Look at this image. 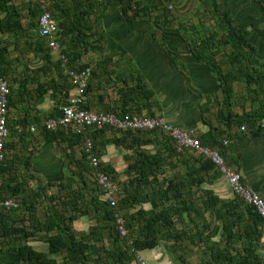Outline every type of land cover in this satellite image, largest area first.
<instances>
[{
  "label": "trees",
  "instance_id": "16d2710c",
  "mask_svg": "<svg viewBox=\"0 0 264 264\" xmlns=\"http://www.w3.org/2000/svg\"><path fill=\"white\" fill-rule=\"evenodd\" d=\"M11 1L0 0V11H6L9 15L4 22L7 26L0 22V31L16 34L18 29L32 28L31 24L24 27L17 19L21 15L18 14V8L7 5ZM108 1L49 0V12L58 25L57 41L61 54L67 59L65 67L68 70L80 72L88 67L82 60L93 50L89 40L100 34L96 33L99 20L91 17L104 11V7L108 8ZM118 1L124 13L132 12L147 21L153 16L150 13L156 11L157 8L154 7L165 6L168 0L142 3L134 0ZM200 4L203 13L214 21V25L208 33L199 30L196 25L195 28L192 27L191 33L204 34L190 40V48L186 54L188 59L204 64L215 73L225 83L222 87L227 95H234L233 87L228 85V81L244 83L240 85L237 95L240 98L242 94L250 101L252 112H249V122L256 119V115L257 119L264 120V57L259 54L257 41L249 38V28L237 22L216 0H202ZM168 10L169 8L164 11L165 18ZM40 14V7L33 5L29 17H38ZM156 23L160 25L157 21ZM35 44L44 57V73H47L48 66L53 65L58 77L63 79L60 86L56 87L52 83L51 86H44L42 92L44 94L51 89L53 97L55 90H58V99L65 105L69 100L71 84L64 73L62 62L56 60L53 63V52L41 37ZM6 50L7 47L0 50V72L4 78L5 65L10 66L8 62H2ZM171 57L175 60L179 58V54L171 52ZM137 82L132 87H128L126 83L127 94L130 93L132 101H140L141 111L145 109L147 116L152 117L153 114L149 112L152 105L151 94L142 79ZM9 89L8 107H12L19 94L11 86ZM89 91L88 83L86 96ZM127 94H122L126 100L122 107H132L131 100L126 98ZM81 107L89 111L85 103ZM139 110L137 108L132 112L123 108L120 111L109 109L104 113H113L118 118L125 119L132 115L142 116ZM260 123L258 129H264ZM7 127L9 137L5 143V160L0 167V176H4L10 168L6 159L8 149L13 150L14 158H19L18 155H23L28 150V147H15V144L18 145L15 142L22 140L25 132H19L17 127L14 129L8 125V119ZM106 131H113L116 135L108 143L132 152L127 159L125 174L128 179L122 186L117 184L115 207L105 201L103 190L98 184L101 174L107 175L115 183L117 180L114 170L99 158L100 144L97 140ZM43 133L46 140L65 144L64 159L69 175L56 186L48 184L36 191H27L23 184L20 190V186L11 185L3 178L0 200L7 199V196H17L20 203L17 208L10 210L0 208V264H132L134 256L128 245L129 239H132L134 249L139 251L155 249L161 244L167 245L172 253L177 249L190 251L195 248L200 264H264L258 252L264 221L236 194L234 200L224 201L217 198L210 189L202 187L219 175L223 176L219 168L210 159L201 154L195 155L192 150L182 149L186 152H179L176 142L168 134L160 133V138L167 147H155L154 152H150L139 148V145L151 143L141 139V136L150 135L157 140L158 131L117 130L105 126L84 135L67 129L54 132L44 129ZM197 138L201 145L217 151L218 147H222V139L225 137L220 130L213 128ZM87 139L92 143L89 152L86 151ZM74 147H80L81 151L76 152ZM217 152L222 156L221 149ZM89 155L99 160L97 167L89 164ZM176 161L186 165L182 176L166 178V168ZM38 200H45L44 212L37 211ZM145 204H149L150 208L145 209ZM22 209L26 216H20L23 214ZM209 212L215 214L216 221ZM117 215L123 217L128 231L126 238L120 236ZM83 218L88 219L91 225L85 231L77 230L75 224ZM220 229L218 241H213L212 237ZM34 243L45 244V249H37ZM176 257L184 262L180 255Z\"/></svg>",
  "mask_w": 264,
  "mask_h": 264
},
{
  "label": "crops",
  "instance_id": "0c3cea01",
  "mask_svg": "<svg viewBox=\"0 0 264 264\" xmlns=\"http://www.w3.org/2000/svg\"><path fill=\"white\" fill-rule=\"evenodd\" d=\"M134 1L142 3L149 0ZM200 1L202 0H168L165 6L154 7L158 11L153 10L150 13L153 16L147 21L132 12L124 13L118 0H109L108 8L104 7V11L92 15V19L99 20L96 33L100 34L90 38L93 50L82 60L92 70L88 82L90 91L87 93L85 105L89 111L103 113L109 109L120 111L123 108L133 112L139 108L142 116H136L163 118L173 127L192 131L195 137H201L211 129L217 128L225 137L222 139V147L218 148L221 149L226 165L240 175L245 187L264 200V129H258L260 122L264 127V120L257 119L256 115V119L249 122V112H252L250 101L242 94L240 98L239 94L237 95L240 85L244 83L228 81V85L233 87L234 95H227L222 87L225 83L215 73L204 64L189 60L186 55L190 40L204 34L191 33L195 25L207 33L214 25V21L203 13ZM216 1L229 11L237 22L249 28V38L264 41V0ZM7 5L19 9L18 14L21 17L17 19L24 27L32 25V28L18 29L16 34L0 31V50L7 47L2 62L10 63V66L5 65V79L19 94L15 105L8 107V125L14 129H19L20 126H34L36 132L24 131V138L15 142L18 143L15 147H28V150H25V154L18 155L19 158H14L12 151V158H6L10 168L4 176H0V185L4 178L11 185L20 186V190L23 184L27 191H36L48 184L56 186L67 176L65 144L46 140L43 133L44 122L58 117L64 105L58 99V90H55L53 97L51 89L44 94L42 91L44 86H51L52 83L56 87L60 86L63 79L58 77L53 65L48 66L47 73H44V57L35 44L36 40L40 39L39 16L29 17L35 4L30 0H12ZM169 6L172 9L168 10L165 18L163 14ZM7 17L9 15L6 11H0L1 24H4ZM171 52L178 53L179 58L174 60ZM261 53L259 50V54ZM51 56L55 63L57 56L54 53ZM139 79L145 82L148 93L151 94L152 105L149 112L153 114L152 117L147 116L145 109L141 111L140 101H132L130 93L127 94L126 83L128 87H132L137 85ZM70 90L69 96L73 93L72 89ZM124 93L128 95L126 98L131 100L132 107H122L126 101L122 97ZM114 136L116 137L113 131L100 135L97 140L100 144L98 152L102 163L109 165L117 175L116 185L122 186L128 179L125 174L127 159L132 152L108 143ZM160 137V133L157 140L150 135L141 136V139L151 143L139 145V148L154 152L155 147H167ZM74 149L76 152L81 151L80 147ZM67 151L70 152L69 149ZM179 152L186 151L179 149ZM185 169L186 165L176 161L166 168L164 176L179 177ZM182 180L185 179L182 177ZM204 186L221 200H234L235 194L228 181L221 175L206 182L202 187ZM7 200L20 203L17 196H7ZM37 203V211L44 212L45 200H38ZM143 207L149 209L150 205L145 204ZM208 214L216 221L214 213ZM20 216H26V212L23 210ZM220 232L221 229L216 235L218 239ZM166 246L161 244L155 249L140 252L149 264H188L177 259L176 254ZM258 252L264 260V222ZM196 259L200 264L198 255Z\"/></svg>",
  "mask_w": 264,
  "mask_h": 264
},
{
  "label": "built area",
  "instance_id": "2783aa9c",
  "mask_svg": "<svg viewBox=\"0 0 264 264\" xmlns=\"http://www.w3.org/2000/svg\"><path fill=\"white\" fill-rule=\"evenodd\" d=\"M40 7L41 14L38 17V34L44 41L46 46L57 56V60L62 62L65 75L71 84L72 95L68 97L67 104L62 106L61 113L58 117L48 119L44 122L46 131L54 132L61 129L70 130L78 135L88 134L91 130L105 126H111L117 130L131 131H158L159 133L168 134L177 144L178 149H189L197 154L210 159L219 168L223 177L228 181L232 191L241 197L247 206L253 209L264 221V200L250 188L245 187L241 182V177L234 170L230 169L223 157L217 151L206 148L201 145L197 137L192 131H183L177 127H173L163 118H141L132 115L125 119L118 118L113 113L92 112L82 109L81 105L85 103L86 89L91 76L89 67L80 72L68 70L65 66L67 59L61 54V47L58 39V25L49 12V0H31ZM172 9L171 6L168 7ZM10 94L9 84L0 72V167L5 160V143L9 137L7 127L8 112V96ZM19 132L28 131L36 132L34 126H20ZM86 151L91 148V140L87 139ZM93 167L99 165V160L93 156H87ZM98 184L103 190L105 201L111 206H116V195L118 187L113 180L107 175H99ZM18 204L13 200H0V208L10 210L16 208ZM117 224L120 236L126 238L128 231L124 226V220L121 215H117ZM128 245L131 247V253L134 256L133 264H149V262L141 255V252L134 249L132 239H129Z\"/></svg>",
  "mask_w": 264,
  "mask_h": 264
},
{
  "label": "rangeland",
  "instance_id": "374dc122",
  "mask_svg": "<svg viewBox=\"0 0 264 264\" xmlns=\"http://www.w3.org/2000/svg\"><path fill=\"white\" fill-rule=\"evenodd\" d=\"M193 13H195V9L193 10ZM257 45L259 47V50L262 51V55L264 57V41L263 40H257ZM13 150L11 149H8V158H12L13 156V153H12ZM67 173H69L67 171ZM69 175V174H67ZM76 229L77 230H80V231H85L88 229V227L91 225V222L88 220V219H81L80 221H78L76 224ZM213 241H216L218 239V237L214 236L212 237ZM36 245L37 249H45V244H35ZM176 256L177 255H180V257L184 260V262L186 263H194V264H198L197 263V259H196V249L195 248H192V250L190 251H182V250H179L177 249L176 252H175ZM61 259V258H60ZM59 259V260H60Z\"/></svg>",
  "mask_w": 264,
  "mask_h": 264
},
{
  "label": "clouds",
  "instance_id": "9594fccd",
  "mask_svg": "<svg viewBox=\"0 0 264 264\" xmlns=\"http://www.w3.org/2000/svg\"><path fill=\"white\" fill-rule=\"evenodd\" d=\"M141 118H145V117H141ZM159 133V132H158Z\"/></svg>",
  "mask_w": 264,
  "mask_h": 264
}]
</instances>
